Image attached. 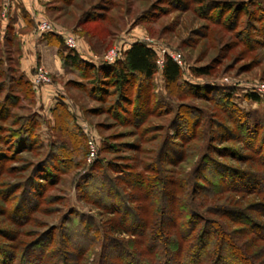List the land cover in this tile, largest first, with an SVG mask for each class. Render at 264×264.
<instances>
[{"label": "trees", "instance_id": "1", "mask_svg": "<svg viewBox=\"0 0 264 264\" xmlns=\"http://www.w3.org/2000/svg\"><path fill=\"white\" fill-rule=\"evenodd\" d=\"M43 36L49 46L62 43L53 33ZM58 57L65 71L83 81L78 86L89 98L101 100L103 95L106 96L104 86L115 92L114 108L121 106L123 116L117 109L114 114L120 121L131 119L139 128L153 113L151 94L144 92L147 93L157 71V55L146 44H132L121 59L101 67L88 65L76 50L66 54L59 50ZM161 73L167 90L179 92L191 88L192 93L195 91L191 86L180 85V67L168 56L164 57ZM193 73L196 76L208 74L203 69H195ZM4 78L0 71V91L6 86ZM133 83H137L135 94L131 89ZM8 90L21 93L24 98L30 94L33 100L36 94L32 83L23 75L18 81L11 79ZM209 91L213 93L209 101L218 113L210 114L206 108L189 106L193 114L187 112V118L176 113L173 128H176L175 134L181 143L164 142L160 153L143 163V169L152 177L128 172L120 179H112L107 175L110 169L106 166L95 167L79 181V199L92 209L112 214L115 223L109 220L104 224L96 212L85 215L68 211L59 215L56 225L31 235L33 240L26 241L20 238L23 233L19 229L27 224H41L33 214L44 213L42 206L50 204L45 197L48 187L36 184L32 176L28 184L9 191L3 198L0 215L15 229L0 227V264H87V259L97 248L99 260L96 264H264V190H258V186L264 185V152L260 151L261 158L258 159L259 149L253 147L259 142V147L264 148V133L260 134L262 130L264 132V114L259 117L239 109L233 104L230 89ZM19 98L15 94L6 96L1 119L8 117L10 110L19 108ZM245 99L260 102L256 94H247ZM127 104L131 105V112L125 108ZM4 106L10 110L6 112ZM52 116V131L59 136L49 144L48 154L36 164L34 172H48L46 179H51L49 183L54 184L57 181L55 174L65 175L80 167L81 163L73 162V158L83 138L62 99L56 102ZM17 117H13L11 123L17 128L8 133L16 145L12 153L20 146L26 150L36 146L33 137L36 117ZM225 121L231 124L232 133L224 127ZM214 130L221 132L216 138L212 136ZM228 133L231 141L241 139L250 151V156L245 158L247 167H233L208 154L220 153L211 148L209 142L213 139L217 142ZM107 146L105 153L112 152ZM85 147L88 152L87 144ZM225 151L231 158L242 161L232 148ZM193 157L196 159H191ZM190 161V169H187ZM9 162L11 158L0 150V174L6 172ZM161 165L179 170L163 171ZM117 182H123L125 186L121 187ZM248 193L261 198V202L252 208L255 215L251 209L238 207L239 199L233 198ZM227 194L232 196L225 198L223 203L221 200ZM113 198L119 199L117 206L112 204ZM102 199L105 202L100 203ZM11 202L14 204L8 207ZM127 215L129 219H126ZM227 222L230 226L240 227L242 234H236L240 238L247 234L246 243L232 236ZM127 224L129 229L124 227ZM1 241L10 245H1ZM109 251L114 257L106 262Z\"/></svg>", "mask_w": 264, "mask_h": 264}, {"label": "rangeland", "instance_id": "2", "mask_svg": "<svg viewBox=\"0 0 264 264\" xmlns=\"http://www.w3.org/2000/svg\"><path fill=\"white\" fill-rule=\"evenodd\" d=\"M41 21H46L51 27L50 33L59 36L62 41L60 46L51 47L58 48L64 54L70 53L74 50L66 46L65 40L72 38L76 42L75 50L79 56L90 61H84L88 65H106L104 57L112 49L116 51L115 61H118L123 52L136 42L146 44L157 55V71L147 93L144 92L151 94L150 107L153 113L139 128L135 127L131 119L122 122L114 114V109H117V113L123 116L121 106L114 108L117 95L111 88L104 86L106 96L103 95L101 100L91 99L86 91L79 88L78 85L83 81L78 76L65 71V75L55 81V77L43 65H36L42 66L48 73L51 84L59 82L64 88L67 95L64 103L83 138L73 158V162L81 163L80 167L65 175L55 174L57 181L56 178L53 179L54 184L49 183L51 179H46L48 172H34L36 164L48 154L49 144L59 136L57 132L52 131L54 107L50 111L47 107L42 108L36 94L33 100L30 94L24 98L21 93L8 90L11 79L18 81L23 75L27 80L20 64L21 36L32 34L43 38L45 34H38ZM167 53L181 56L180 85L193 87V93L191 88L181 89L179 92L166 89L161 73L163 65L160 66L158 62L162 57L168 56ZM195 69H203L208 74L196 76L193 73ZM0 71H3L4 83L8 85L0 91V115L6 96L10 94L12 97V94H15L20 97L17 103L19 108L11 111L8 106H4L6 112L10 110L9 118L2 116L3 120L0 117V150L11 158L6 172L0 174V208L4 196L13 191L14 187L28 184L32 176L35 177L36 184L48 187L45 197L50 203L42 206L44 213L33 214L34 218L41 220V224L22 226L19 230L23 237L20 238L33 240V234L56 225L58 218L68 211L85 215L96 212L106 224L109 220L114 221L113 215L92 209L79 199L77 190L82 177L90 174L95 167L97 169L109 166L112 171H107V175L112 179H120L123 173L128 172L152 177L143 169V163L154 158L156 153L159 154L164 142L175 145L181 143V139L175 134L176 128H173L176 113L179 117L187 118V112L193 114L189 107L206 108L210 114L218 113L209 101L213 94L209 90L230 89L233 92V104L239 109L246 113H256L259 117L263 116L264 93L256 94L254 90L258 85L264 86V0H0ZM40 87H34L36 93ZM131 89L135 94L137 83H133ZM247 94L258 95L260 102L246 100ZM125 108L131 112L130 104L125 105ZM15 116L36 117L34 120L37 124L33 134L36 146L30 150L20 146L17 152L12 153L16 150V145L10 140L8 133L17 128L11 125ZM223 125L230 133L233 132L230 123L225 121ZM220 133L214 130L212 136L216 138ZM230 133L217 142L215 139L210 141V147L220 153L208 154L219 162L245 168V158L250 156V151L241 139L231 141ZM263 133L262 130L260 134ZM89 141L97 152L90 162ZM107 145L112 148V152L105 153ZM229 147L242 161L230 157L231 154L225 151ZM253 147L259 149L256 157L260 159L264 148L259 147V142ZM191 159L195 160L196 157ZM191 162L186 165L187 169H190ZM161 169L179 170L165 165H161ZM117 183H120L121 187L125 186L123 182ZM258 190H264V185L258 186ZM230 196L232 195L227 194L221 201L224 203V199ZM233 198L239 199L238 207L251 210L261 202V198L253 193ZM118 200L113 198L111 202L117 206ZM103 202L105 201L102 199L100 203ZM11 203H8V207H12L14 203ZM251 213L255 215L256 212L252 210ZM126 219H129L128 215ZM227 225L235 239L246 243L249 239L247 234L243 238L236 235L241 233L239 226H230L228 222ZM9 226L11 225L8 219L0 215V227ZM124 227L129 229V224ZM14 229L11 226V231ZM120 238L131 239L130 236ZM1 243L10 245L7 241ZM98 250L99 248L89 256L87 264L98 263ZM238 253L240 256L241 253ZM105 257L108 262L114 257V253L109 251Z\"/></svg>", "mask_w": 264, "mask_h": 264}, {"label": "crops", "instance_id": "3", "mask_svg": "<svg viewBox=\"0 0 264 264\" xmlns=\"http://www.w3.org/2000/svg\"><path fill=\"white\" fill-rule=\"evenodd\" d=\"M21 41V71L25 74L29 81L32 78L33 69H35V66L38 64L43 65L48 72L55 77V81L65 75V70L62 69L61 62L58 57V48L49 46L44 38L34 36L32 34H23L21 36ZM80 58L83 61L87 60L82 56ZM37 92L38 93H35L37 95L38 103L41 104L42 108L47 107L49 111L54 107L59 99H62L64 102H66L65 99H67L64 88L59 82L41 86Z\"/></svg>", "mask_w": 264, "mask_h": 264}, {"label": "built area", "instance_id": "4", "mask_svg": "<svg viewBox=\"0 0 264 264\" xmlns=\"http://www.w3.org/2000/svg\"><path fill=\"white\" fill-rule=\"evenodd\" d=\"M40 24L38 25V34H46V33H50L52 32L50 25L46 22V21H41L39 22ZM65 44L66 46L71 49V50H75L76 49V42L74 39L72 38H68L65 40ZM116 51L114 49L110 50L104 57V62L106 63H113L115 61L116 58ZM168 57L178 66H180L181 64V56L179 54L177 55H172V54H168ZM163 61H164V57H162L160 59V61L158 62V64H160V66L163 65ZM51 79L50 76L48 75V73L46 71H44V69L42 68V66H36L34 69V73L32 74V78H31V83L33 85V87L37 88L39 86H44V85H50L51 84ZM254 93L259 94V93H264V86L263 85H258L255 90ZM89 155H88V160L89 162L92 161L96 155V149L92 146L91 141H89Z\"/></svg>", "mask_w": 264, "mask_h": 264}]
</instances>
